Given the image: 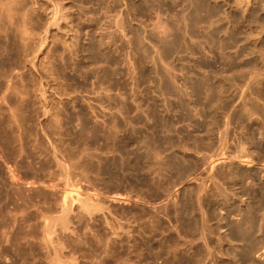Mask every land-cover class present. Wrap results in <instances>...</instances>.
<instances>
[{
	"label": "rangeland",
	"instance_id": "obj_1",
	"mask_svg": "<svg viewBox=\"0 0 264 264\" xmlns=\"http://www.w3.org/2000/svg\"><path fill=\"white\" fill-rule=\"evenodd\" d=\"M1 1L0 264H264V0Z\"/></svg>",
	"mask_w": 264,
	"mask_h": 264
},
{
	"label": "bare ground",
	"instance_id": "obj_2",
	"mask_svg": "<svg viewBox=\"0 0 264 264\" xmlns=\"http://www.w3.org/2000/svg\"><path fill=\"white\" fill-rule=\"evenodd\" d=\"M16 1H18V0H16ZM1 2H2V3H1L2 6L0 7V9H2V12H3L4 14L1 12L0 15L2 16V14H3V15L5 16V17H4L5 22H8V23L11 22V23H12V21H13V23H14V19H15L14 16L17 15V17H18V15H19V14H16V13L14 14V12H15V11L17 12V10H14V9H15V8H14V9H13L14 12H13V11H12V8H13V7L10 5V3H9V4H6V6H5V3L3 4V1H1ZM10 2H11V1H10ZM12 2H13V1H12ZM12 2H11V3H12ZM16 3H17V2H16ZM13 4H14V3H13ZM28 4H29V3H28ZM30 4H31V3H30ZM33 4H34V3H33ZM3 5H4V6H3ZM31 6H32V5H31ZM16 7H17V6H16ZM19 7H20V3H19ZM25 8H26V7H25ZM17 9H18V8H17ZM21 9H22V8H21ZM28 9H29V8H28ZM30 9H31V8H30ZM85 9H86V8H85ZM22 11H23V9H22ZM25 11H26V10H24V13H22V12L20 11V12L24 15V17H22V20H25V19L27 20V18H25V17H27L26 14H25ZM30 11H32L31 14H33V10H30ZM18 12H19V11H18ZM26 12H28V10H27ZM34 13H35V12H34ZM27 15H29V14H27ZM85 15H86V14H85ZM33 16H34V15H33ZM35 16H36V15H35ZM2 17H3V16H2ZM2 17H1V18H2ZM15 17H16V16H15ZM30 17H31V16H30ZM81 17H82V16H81ZM81 17H80V18H81ZM23 18H25V19H23ZM33 18H34V17H33ZM38 18H39V17H38ZM61 18H62V16H61ZM63 18H64V17H63ZM66 19H67V18H66ZM26 20H25L24 22H26ZM1 21H3V19H2ZM32 21H33V20H32ZM35 21H36V20H35ZM35 21H34V22H35ZM66 21H67V20H66ZM18 22H19V21H18ZM24 22H22V24H25L24 26H22L24 29L21 30V32H22V34H23L22 36H24V37H22V36H21V37H22V39H25V40H26V38H27L26 36H27V34H28L27 32H30V31H27V30H29V29H26V28H30V27H28V26L26 25L27 22H26V23H24ZM0 23H1V22H0ZM13 23H12L11 25H10V23H9V25H10V27L13 26V27H11V28L14 30V27H16V26L13 25ZM20 23H21V22H20ZM30 23H31V21H30ZM1 24H2V23H1ZM3 24H4V23H3ZM17 24H18L19 27H20V24H19V23H17ZM17 24H16V25H17ZM18 25H17V26H18ZM5 26H6V25H5ZM30 26H31V25H30ZM8 27H9V26H8ZM8 27H6V28H8ZM10 27H9V28H10ZM25 27H26V28H25ZM0 28H1V26H0ZM4 28H5V27H4ZM11 28H10V29H11ZM20 28H21V27H20ZM20 28H19V30H20ZM31 28H32V27H31ZM31 28H30V29H31ZM10 29H9V30H10ZM3 30H4V29H2V31H3ZM19 30H18V31H19ZM26 31H27V32H26ZM66 31H68V30H66ZM6 32H7V31H6ZM10 32H12V31L10 30ZM10 32H9V33H10ZM19 32H20V31H19ZM21 32H20V34H21ZM1 33H2V32H1ZM4 33H5V32H4ZM7 33H8V32H7ZM7 33H6V34H7ZM12 33H13V32H12ZM6 34H5V36H6ZM20 34H18V35H20ZM31 34H32V33H31ZM33 34H34V33H33ZM67 34H68V33H67ZM7 35H8V34H7ZM15 35H16V33H15ZM5 36H4V37H5ZM28 36H30V35H28ZM7 37H8V36H7ZM7 37H6L5 39H7ZM25 37H26V38H25ZM31 37H32V36H31ZM31 37H30V38L28 37V38L32 40ZM0 38H1V36H0ZM2 38H3V37H2ZM17 38H18V37H17ZM28 38H27V39H28ZM33 38H34V36H33ZM19 39H20V38H19ZM20 40H21V39H20ZM22 41H23V40H22ZM22 41H20V42H22ZM27 42H28V40H27L25 43L27 44ZM29 44H30V43H29ZM29 44H28V45H29ZM23 46H24V45H23ZM32 46H35V45H32ZM24 47H25V46H24ZM27 47H28V46H27ZM25 48H26V47H25ZM28 48H30V47H28ZM31 48H32V47H31ZM32 49H33V48H32ZM35 49H36V48H35ZM27 51H28V50H27ZM32 51H33V50H32ZM21 53H22V52H21ZM31 53H32V52H31ZM31 53H30V54H31ZM8 84H9V83H8ZM10 86H11V85H10ZM3 87H4V86H3ZM6 87H7V86H6ZM12 87H13V85H12L11 87H8V88L11 89ZM14 87H15V86H14ZM5 90H6V89H5ZM14 90H16V88L13 89V91H14ZM13 91H12L11 93H14ZM1 92H2V91H1ZM5 92L8 93L7 91H5ZM9 92H10V90H9ZM15 92L18 94V91H15ZM3 94H4V93H3ZM0 95H2V94H0ZM5 95H7V94H5ZM9 95H10V94H9ZM7 96H8V95H7ZM5 97H6V96H5ZM11 97H12V96L10 95L9 98H11ZM3 98H4V96H3ZM13 98H14V95H13ZM19 98H20V97H19ZM15 99H16V97H15ZM13 100H14V99H13ZM17 100H19V99H17ZM21 100H22V98H21ZM21 100H20L19 102H21ZM25 100H27V99H25ZM0 101H1V99H0ZM2 101H3V99H2ZM5 101L7 102V98H6ZM9 101H10V100H9ZM27 101H28V100H27ZM27 101H25V102H27ZM68 101H69V100H68ZM6 102H4V103H6ZM16 102H18V101H16ZM22 102L24 103V100H23ZM22 102H21V103H22ZM28 102H29V101H28ZM7 103H8V102H7ZM23 103H22V104H23ZM0 104H1V102H0ZM8 104H9V103H8ZM8 104H7V106H8ZM16 104H17V103H16ZM2 105H3V103H2ZM10 105H11V103H10ZM11 106H13V105H11ZM14 106H15V105H14ZM14 106H13V107H14ZM17 106H18V104H17ZM21 106H22V105H21ZM8 107H9V106H8ZM8 107H7V108H8ZM13 107H12V108H13ZM22 107H23V106H22ZM12 108H11V110H12ZM14 108H15V107H14ZM4 109H5V108H4ZM16 109H17V107H16ZM18 109H19V106H18ZM26 109H27V108H26ZM2 110H3V109H2ZM2 110H1V111H2ZM13 110H14V109H13ZM1 111H0V113H1ZM6 111H8V110H6ZM9 111H10V110H9ZM24 111H25V110H24ZM24 111H23V112H24ZM12 112H13V111H12ZM12 112L10 113V115H11V114H12V115H13V114L16 115L15 113L17 112V110L14 111L15 113H12ZM2 113H3V112H2ZM7 113H8V112H7ZM24 113H25V112H24ZM28 113H29V112H28ZM0 115H1V114H0ZM10 115H9V116H10ZM19 115H21V116L23 115V114H21V111H20V114H19ZM1 116H2V115H1ZM7 116H8V115H7ZM9 116H8V117H9ZM15 117H16V116H15ZM15 117H14V119H13V117H12V120L17 119V118H18V115H17L16 118H15ZM19 118H20V117H19ZM22 118H23V117H22ZM1 119H2V118H1ZM9 120H10V119H9ZM12 120H11V121H12ZM17 121L19 122V119H17ZM25 121H26V120H25ZM25 121H24V122H25ZM29 122H30V121H29ZM14 123H17V122H13V124H14ZM20 123H21V122H20ZM27 123H28V122H27ZM28 124H29V123H28ZM14 125H15V124H14ZM17 125H18V123H17ZM17 125H15V126H17ZM18 126H19V125H18ZM20 127H21V125H20ZM8 128H11V129H12L13 126H12V127L10 126V127H8ZM16 128H17V127H16ZM13 129H15V127H14ZM19 130H20V129H17V131H19ZM20 131H21V130H20ZM20 131H19V132H20ZM23 132H24V131H23ZM5 133H6V132H5ZM13 135H14V134H13ZM18 135H20V133H19ZM14 136H15V135H14ZM7 137H8V136H7ZM20 137H21V136H20ZM113 137H115V136H113ZM13 138H14V137H13ZM21 138H22V137H21ZM19 139H20V138H19ZM24 141H25V140H23V142H24ZM21 143H22V141H21ZM23 144H24V143H23ZM27 144H28V143H27ZM11 146H12V145H11ZM29 147H30V146H29ZM34 150H35V149H34ZM22 152H24V150H23ZM32 152H33V151H32ZM25 153H26V152H25ZM41 153H42V152H41ZM21 155H22V154H21ZM25 155H26V154H25ZM35 156H36V155H35ZM38 156H39V155H38ZM41 157H42V156H41ZM46 160H47V159H46ZM39 161H40V160H39ZM48 161H49V160H48ZM0 164H1V162H0ZM16 164H17V163H16ZM3 166H4V165H3ZM3 166L1 165V167H2V172H1V173L4 172L8 184H10V186L16 184L17 182H18V184H19V181H17L18 179L16 180V176H17V175H16V176L14 175V176H15V178H14V176L11 174L12 172L10 173L11 170H8V169L5 167L6 164H5L4 167H3ZM52 166H53V165H52ZM28 168H29V167H28ZM10 169H11V168H10ZM46 169H47V168H46ZM32 170H33V168H32ZM25 171H26V170H25ZM26 172H28V171H26ZM29 172H30V171H29ZM35 172H36V171H35ZM44 172H45V171H44ZM1 173H0V174H1ZM13 173H14V172H13ZM37 173H38V172H37ZM15 174H16V173H15ZM45 175H46V174H45ZM240 177H241V176H240ZM0 178H1V177H0ZM241 178H242V177H241ZM19 179H20V178H19ZM237 179H239V178H237ZM6 180H5V181H6ZM40 180H41V179H40ZM48 180H49V179H48ZM0 181H1V180H0ZM26 181H27V180H26ZM239 181H240V180H239ZM242 181H243V180H242ZM24 182H25V181H24ZM27 182H28V181H27ZM29 182H31V181H29ZM35 182H36V181H35ZM4 183H5V182H4ZM37 183H38V182H37ZM41 183H42V182H41ZM43 183H44V182H43ZM43 183L40 184V187H41V185L43 186ZM46 183H47V182H46ZM34 184H35V183H34ZM47 184H48V183H47ZM50 184H51V183H50ZM50 184H49V185H50ZM28 185H29V184H28ZM49 185H48V186H49ZM23 186H24V185H23ZM23 186H22V187H23ZM46 186H47V185H46ZM15 187H17V186H15ZM10 188H12V187H10ZM17 188H18V187H17ZM41 188L44 189V191H45V190H46V191H49V188H50V187H49V188H48V187L46 188V187H45V184H44V187H41ZM41 188H39V189H41ZM52 188H53V187H52ZM55 188H56V187H54V189H55ZM14 189H15V188H14ZM31 189H32V188H31ZM31 189H30V190H31ZM50 189H51V188H50ZM51 190H52V189H51ZM14 191H15V190H14ZM59 191H60V189H59ZM50 192H51V191H50ZM32 193H33V192H32ZM44 193H45V192H44ZM28 194H29V193H28ZM54 194H55V193H54ZM59 194H60V192H59ZM37 195H38V194H37ZM39 195H40V194H39ZM26 196H27V195H26ZM59 196H60V195H59ZM52 197H53V196H52ZM52 197H51V198H52ZM55 197H56V196H55ZM68 197H69V196H68ZM119 197H120V196H118V199H119ZM21 198H22V197H21ZM21 198H20V199H21ZM64 198H65L64 201H62V202L60 201L61 204H60L59 206H60V208L62 209L61 211L63 212V213H62L63 215H62V218H61V219H62V223H63V226H62V227L65 228V230H66V226H65V225H66L67 223H69V222L66 223V221H65L66 224H64L63 221L65 220V219H64V218H65V215H66L67 213H68V215H69V212H70L69 209H70L71 207H70L69 204H68V200H67L66 196H65ZM39 199H40V198H39ZM44 199H45V198H44ZM54 199L58 200L57 198H54ZM62 199H63V198H62ZM62 199H61V200H62ZM72 199H73V198H72ZM121 199H122V198H121ZM26 200H27V199H26ZM26 200H25V201H26ZM46 200H47V199H46ZM79 200H80V201H79ZM34 201H35V200H34ZM34 201H32V202H34ZM78 201L81 202V206H80V205H78V206H80L81 209H83V210L86 209V210L90 211V210H92L93 208H96V207H97V206L95 207V206H93V205H90L89 202H88V200H87V199H84V198H82V199H81V198H78ZM78 201H77V202H78ZM38 202H39V201H38ZM42 203H43V202H42ZM57 203H59V202H57ZM25 204H26V202H25ZM40 204H41V203H40ZM49 204H50V203H49ZM78 204H79V203H78ZM28 205H29V204H28ZM34 205H35V204H34ZM38 205H39V204H38ZM43 205H44V204H43ZM39 206H40V205H39ZM55 206H56V205H55ZM32 207H33V206H32ZM37 207H38V206H37ZM46 207H47V206H46ZM72 207H73V205H72ZM82 207H83V208H82ZM31 209H32V208H31ZM41 209H42V207H41ZM43 209H44V208H43ZM98 209H99V208H98ZM98 209H97V211H98ZM100 209H101V208H100ZM100 209H99V210H100ZM68 211H69V212H68ZM94 211H95V210H94ZM94 211H92V212H94ZM85 212H86V211H85ZM90 212H91V211H90ZM92 212H91V213H92ZM99 212H100V211H99ZM70 213H71V212H70ZM38 214H39V213H38ZM93 214H94V213H93ZM96 214H97V213H96ZM68 215H66V216H68ZM67 218H68V217H67ZM58 219H59V218H58ZM61 219H60L59 221H58V220H57V221L60 222ZM60 223H61V222H60ZM62 223H61L60 225H62ZM62 227H61V228H62ZM70 228H71V227H70ZM67 229H69V228H67ZM63 230H64V229H63ZM63 230H62V231H63ZM42 231H43V230H42ZM68 231L70 232V230H68ZM241 231H242V230H241ZM66 232H67V230H66ZM42 233H43V232H42ZM73 233H74V232H73ZM43 234L45 235V237L43 238V239H44V241H43L44 244H45V243H48V242H49V244H50V240H51V239H50L49 236H48V228H46V227L44 228V233H43ZM61 234H62V233H61ZM242 235H243V234H242ZM27 239H28V238H27ZM79 240H80V238H79ZM182 240H183V239H182ZM25 241H26V240H25ZM51 241H52V240H51ZM58 241H59V239H58ZM26 242H27V241H26ZM58 243H59V242H58ZM60 243H61V242H60ZM175 244H176V243H175ZM26 245H27V244H26ZM55 245H56V244H55ZM177 245H178V244H177ZM44 246H45V245H44ZM175 247H176V246H175ZM182 247H183V246H182ZM178 249H179V247H178ZM174 250H175V249H174Z\"/></svg>",
	"mask_w": 264,
	"mask_h": 264
}]
</instances>
